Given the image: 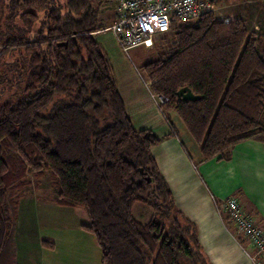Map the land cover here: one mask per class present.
<instances>
[{"label":"trees","instance_id":"1","mask_svg":"<svg viewBox=\"0 0 264 264\" xmlns=\"http://www.w3.org/2000/svg\"><path fill=\"white\" fill-rule=\"evenodd\" d=\"M110 2L0 0V59L24 58L23 97L0 105V264H15L20 198L46 174L58 206L87 214L81 229L101 264H211L152 155L163 139L133 128L94 37ZM213 11L176 25L162 39L172 48L138 72L150 94L167 99L159 109L171 134L173 113L202 160L228 162L232 147L264 139V34L242 18L216 20ZM182 90L198 99L184 101ZM136 204L153 211L148 222L136 221Z\"/></svg>","mask_w":264,"mask_h":264},{"label":"crops","instance_id":"2","mask_svg":"<svg viewBox=\"0 0 264 264\" xmlns=\"http://www.w3.org/2000/svg\"><path fill=\"white\" fill-rule=\"evenodd\" d=\"M115 21L116 0H111L100 8L99 24L103 29L94 37L110 58L133 128L151 130L163 139L152 155L176 208L196 226L206 258L211 264H264L263 259L254 257L253 246L239 235L224 207L228 200L234 201L264 233V139L247 140L232 147L228 162L218 157L202 160L198 147L170 117L176 128L171 134L143 77L107 30ZM154 49L155 45L150 51Z\"/></svg>","mask_w":264,"mask_h":264},{"label":"rangeland","instance_id":"3","mask_svg":"<svg viewBox=\"0 0 264 264\" xmlns=\"http://www.w3.org/2000/svg\"><path fill=\"white\" fill-rule=\"evenodd\" d=\"M213 13L219 21L242 18L247 21L249 31L260 29L264 34V0H242L232 5H221ZM3 38L0 36V46ZM163 38H156L152 51L143 47L131 50L128 53L130 64L141 72L143 65L167 53L172 44L170 41L162 43ZM21 54L18 59L8 56L0 59V105L23 97L24 58ZM170 117L172 122L181 125L183 134L190 140L176 115L172 113ZM56 195L49 174L42 178L38 187L33 183L22 193L10 246L15 264H101L100 250L93 236L81 229V226L89 224L87 214L79 208L58 206L54 200ZM133 215L136 221L146 223L153 217V211L136 204ZM43 242L53 244L54 248L45 247Z\"/></svg>","mask_w":264,"mask_h":264},{"label":"built area","instance_id":"4","mask_svg":"<svg viewBox=\"0 0 264 264\" xmlns=\"http://www.w3.org/2000/svg\"><path fill=\"white\" fill-rule=\"evenodd\" d=\"M214 8L211 0H116V21L107 30L127 54L138 47L153 48L157 37L169 36L176 25L192 23ZM150 84L145 82L147 88ZM150 95L158 107L167 101L162 95ZM224 207L239 235L253 246L254 257L264 261V233L234 201L228 200Z\"/></svg>","mask_w":264,"mask_h":264},{"label":"water","instance_id":"5","mask_svg":"<svg viewBox=\"0 0 264 264\" xmlns=\"http://www.w3.org/2000/svg\"><path fill=\"white\" fill-rule=\"evenodd\" d=\"M179 95L184 101H195L198 99V97L193 96L192 93L188 90L180 91Z\"/></svg>","mask_w":264,"mask_h":264}]
</instances>
